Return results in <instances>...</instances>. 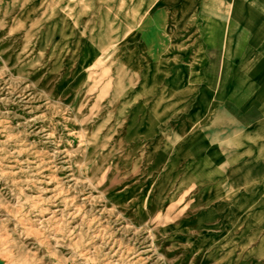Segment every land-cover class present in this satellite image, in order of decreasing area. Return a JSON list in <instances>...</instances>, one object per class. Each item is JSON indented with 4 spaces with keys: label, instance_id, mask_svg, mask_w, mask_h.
<instances>
[{
    "label": "rangeland",
    "instance_id": "374dc122",
    "mask_svg": "<svg viewBox=\"0 0 264 264\" xmlns=\"http://www.w3.org/2000/svg\"><path fill=\"white\" fill-rule=\"evenodd\" d=\"M193 6L0 0V264H264V228L217 217L250 221L227 173L264 128V61L229 87V15Z\"/></svg>",
    "mask_w": 264,
    "mask_h": 264
},
{
    "label": "crops",
    "instance_id": "0c3cea01",
    "mask_svg": "<svg viewBox=\"0 0 264 264\" xmlns=\"http://www.w3.org/2000/svg\"><path fill=\"white\" fill-rule=\"evenodd\" d=\"M193 4L194 9L217 8L220 12L226 10V14L229 16H220L218 22L220 26L219 73L229 74V78H231L229 82L234 83L229 87L257 88L258 85L255 81L243 80L240 75L248 63L244 59L246 51L250 52V58L248 57L247 60L252 58L264 61V0H219L218 5L214 7L211 6V0H193ZM242 110L252 111L250 116H259L257 119H242L263 120V114L255 103H248L242 107ZM261 125L258 123L247 129L251 139L249 145H245L243 149H235L236 161L231 168L228 167L227 173V182L232 181L235 186L246 182L252 185V192L249 196L251 201L250 221L244 222V218L241 220L246 216L244 215L246 210H239L236 203L234 209L220 208L218 210L217 217L226 218L225 226L227 228H254L257 229V233L258 229L264 228V128L255 130ZM247 150H250L251 160L244 161L243 152H247ZM238 195L239 193H236L234 196L235 202L239 199ZM229 205L230 203H228ZM259 240L260 238L257 240L258 243L264 242V237L261 241Z\"/></svg>",
    "mask_w": 264,
    "mask_h": 264
}]
</instances>
